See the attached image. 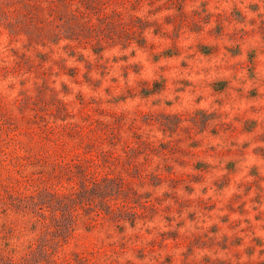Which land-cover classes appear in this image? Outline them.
<instances>
[{
  "label": "rangeland",
  "instance_id": "1",
  "mask_svg": "<svg viewBox=\"0 0 264 264\" xmlns=\"http://www.w3.org/2000/svg\"><path fill=\"white\" fill-rule=\"evenodd\" d=\"M0 264H264V0H0Z\"/></svg>",
  "mask_w": 264,
  "mask_h": 264
}]
</instances>
